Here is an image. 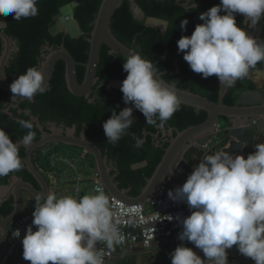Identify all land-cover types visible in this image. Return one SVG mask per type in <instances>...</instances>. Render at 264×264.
Masks as SVG:
<instances>
[{"label": "clouds", "instance_id": "clouds-1", "mask_svg": "<svg viewBox=\"0 0 264 264\" xmlns=\"http://www.w3.org/2000/svg\"><path fill=\"white\" fill-rule=\"evenodd\" d=\"M37 3L0 0V15L14 13L16 21L36 17ZM192 7L197 8L195 0ZM237 13L255 28L264 18V0H220L219 5L199 15L203 23L195 26L190 37L182 36L177 41L178 54L183 53L190 69L205 79L215 75L222 88L234 87L237 80L248 77L250 70L264 61V43L237 26ZM188 23L183 20L181 30L186 31ZM6 26L0 21V28ZM123 71L127 76L120 91L123 102L132 107L123 108L119 114L113 109L102 124L107 141L114 145L132 126L133 109L144 115L147 124L163 128L181 106L174 81L163 82L152 61L137 51L129 52ZM44 80L42 65L29 67L11 83L12 101H31L36 94L45 93L49 85ZM29 112L25 110L26 115ZM18 123L28 132L15 143L0 128V176L22 167L19 148L30 147L35 139L33 120ZM168 197L185 202L191 212L186 218L177 217L182 225L178 239L192 243L206 258L201 259L181 243L170 253L171 264H228L226 250L234 245L255 264H264V143L256 144L247 159L224 150L205 153L183 186L170 190ZM32 215V225L22 240L23 259L31 264H104L97 243L103 241L112 248L121 238L102 185L82 196L77 189L75 197L38 193ZM20 235L19 230L14 231V237Z\"/></svg>", "mask_w": 264, "mask_h": 264}, {"label": "trees", "instance_id": "trees-1", "mask_svg": "<svg viewBox=\"0 0 264 264\" xmlns=\"http://www.w3.org/2000/svg\"><path fill=\"white\" fill-rule=\"evenodd\" d=\"M78 1L75 9L77 21L83 35L78 39H71L61 33L53 37L49 32V26L53 19L60 13L62 7ZM103 0H38V15L31 18H21L16 21L13 14L0 15L6 21L7 26L3 31L17 43L18 52L6 67V75H22L29 67L40 66L46 45L54 50L62 45L69 51L74 59L82 64L77 66L79 82L83 83L86 69L83 66L88 62L90 38L93 24ZM135 4L141 9L146 18H156L169 23L165 32L147 26L145 21L134 17L130 0L116 11L111 22L114 36L125 46L137 51L144 59L152 61L157 73L163 74V79L168 83H175L181 90L190 91L201 95L214 103H218L220 95V82L213 75L207 79L202 74L194 73L186 61L183 53L178 54L177 41L182 36H191L195 26L203 23L198 19L199 15L211 7L219 5L220 0H195L197 8L192 7L194 0H135ZM225 13H221L223 15ZM238 14V13H237ZM235 14V15H237ZM187 19L189 23L186 31L181 30L180 24ZM238 27L245 31H259L258 42L264 43V18L255 28H251L250 22L244 21V17H236ZM3 41L0 39V56L3 52ZM126 60L119 56L109 54V49L103 46L101 59L98 66V83L93 88L90 98L76 97L68 90L66 84V68L63 61L55 68L48 90L38 95L34 101H24L20 104L23 113L10 107L8 95L0 88V128L9 134L13 143L27 134L28 129L22 128L19 120H30L25 110L37 117L46 133H50L48 123L66 128H75L76 136L83 132L95 143L107 157L112 166V176L121 190L128 191L130 197H139L157 166L161 162L165 150L171 140L189 127L203 123L208 113L193 107L181 104L180 110L174 113L163 127L168 133L173 130V136L164 134L162 128L149 125L144 115L133 109V124L126 135L114 145L107 141L102 124L111 117L112 110L117 114L125 107H132L123 102V93L109 86L111 81H123L127 73L123 71V63ZM179 67V74L173 75ZM264 70V61L258 63L254 69ZM257 90V85L248 77L237 80L234 87L228 88L224 97V104L229 107L236 105L239 95L244 91ZM90 99L93 102H90ZM118 106V107H117ZM9 108V112L6 110ZM157 124H159L158 117ZM34 123V122H33ZM36 136L33 141L42 138V132L34 123ZM157 136V137H156ZM159 143V145H157ZM139 145V146H137ZM19 157L22 167L18 171L0 176V187L10 184L15 175L24 182L32 184L36 189L39 185L27 171L24 157L25 149L19 148ZM92 158V157H91ZM145 163L143 167H136ZM14 210V198L10 197L0 205V221L8 217ZM166 264V263H165ZM171 264V262L169 263Z\"/></svg>", "mask_w": 264, "mask_h": 264}, {"label": "water", "instance_id": "water-1", "mask_svg": "<svg viewBox=\"0 0 264 264\" xmlns=\"http://www.w3.org/2000/svg\"><path fill=\"white\" fill-rule=\"evenodd\" d=\"M125 1L127 0L102 1L93 24V30L88 39L90 51L88 62L83 65L86 69L83 83L79 82L77 73V66L82 64L74 59L64 45L57 50L46 45L44 51H46L47 54H43V61L40 63V66L42 65L44 68L45 84L50 86L57 64L63 61L66 68L65 79L68 90L76 97L90 98L93 93V88L99 81L97 72L103 46L109 49L110 55L119 56L125 60L129 52L132 51L131 48L122 44L114 36L111 29L113 16ZM134 1L135 0H130L134 17L143 21L142 18L145 17V15ZM176 1L179 2L180 0ZM78 6L79 2L73 1L61 8L60 13L53 19L49 26V32L53 37L64 33L71 39H78L83 35L82 30L75 20V9ZM66 8H71V17L79 31L78 35L74 36L66 29L56 34L51 31L57 24L56 19L62 18ZM138 13L141 17L137 15ZM236 17L244 16L238 13L235 15V18ZM0 21L6 23L3 18H0ZM145 24L158 29L161 33L165 32L169 25L167 21L156 18H146ZM4 28H0V39L4 44L3 52L0 56V88L9 97V108L14 107L18 109L19 113H23L24 111L20 109V104L29 100L12 101L14 94L10 91V85L17 78L15 76L8 77L6 75L7 65L11 61L13 54L18 52L17 43L3 31ZM254 71L262 72L264 70H250V73ZM179 72V67L176 64V71L173 75H177ZM158 75L163 82L168 83L163 79L162 73H158ZM248 78L251 79V75H249ZM121 84L122 81H111L109 86L120 90ZM227 89L228 88L220 87L219 101L218 103H214L201 95L181 90L175 86V91L181 104L206 111L208 117L203 123L178 132L171 140L169 147L165 150V154L153 175L147 179L146 186L142 190L141 195L136 198L130 197L128 191L121 190L118 187L111 174L112 166L109 164L107 157L104 156L101 149L86 136L85 132L77 137L75 128L70 129L65 127V129H57V126L53 124L48 134L44 131V127L37 117H34L30 113L27 114L42 132V138L32 143L30 147L26 148L21 145L20 148L25 149L24 162L26 169L39 185V189H36L32 184L24 182L15 175L12 177L9 185L0 187V205L10 197L14 198L13 212L0 221V243L4 251V256H8V260L11 259L15 264H26V260L23 259V246L19 245L12 248L7 242L9 226L20 214L24 193H28L35 198L38 193L46 194L49 192L47 181L38 171L32 159L36 151L48 145L60 143L86 151L92 157L96 165L105 191L126 205H144L156 190L160 189L165 194L170 190L174 191L176 188L182 187L190 173H187L183 180H179L178 177L186 173V169L188 168L193 171L205 153L212 154L213 151L224 150L233 156L242 155L247 159L249 154L254 153L257 139L264 140V92H261L259 87L254 91H244L239 95L236 105L229 107L224 104V97ZM38 95L40 94H36L31 101H34ZM90 102H93V100L90 99ZM9 108L6 110V113L9 112ZM222 121L230 130L224 131L221 135H218V125L221 124ZM162 131L165 135L168 134L169 136H173V130H169L168 133H166L165 129L162 128ZM157 145H159V143H157ZM189 160L192 163L191 166ZM140 166H145V163L137 165L136 167ZM7 191L9 192L8 197L6 196L7 194L5 195ZM181 243L180 241L172 240L164 241L160 250L173 252ZM184 246L194 251L190 242H187ZM226 251L227 258L229 256H237V253H239L235 245ZM133 252L145 253L146 251L141 247H137ZM194 252L201 258H204L203 254L196 251Z\"/></svg>", "mask_w": 264, "mask_h": 264}, {"label": "built area", "instance_id": "built-area-1", "mask_svg": "<svg viewBox=\"0 0 264 264\" xmlns=\"http://www.w3.org/2000/svg\"><path fill=\"white\" fill-rule=\"evenodd\" d=\"M228 130L230 128L221 123L217 134ZM70 147L60 143L48 145L33 154V163L47 181L49 192L75 197L78 189L81 196L91 194L98 185L103 186L96 165L86 151ZM109 198L113 221L121 238L112 248H108L106 242L97 243L103 253L104 264L111 263L115 249L133 251L141 247L149 252L162 248L164 241H180L178 234L182 225L177 217L183 219L191 214L185 202H174L169 199L168 192L164 194L160 189L144 205H126L111 195ZM34 205L35 198L25 193L20 214L9 226L7 242L12 248L22 245L26 229L32 225ZM16 230L21 233L19 238L13 236ZM182 243L185 245L187 241ZM0 264H8V256L0 254Z\"/></svg>", "mask_w": 264, "mask_h": 264}, {"label": "crops", "instance_id": "crops-1", "mask_svg": "<svg viewBox=\"0 0 264 264\" xmlns=\"http://www.w3.org/2000/svg\"><path fill=\"white\" fill-rule=\"evenodd\" d=\"M251 73H253V72H251ZM251 73H250L251 80L257 85V87H259L260 91L262 92L263 85H264V82H263L264 71H262V73H261L262 75H260V76L252 75ZM222 124L224 125L225 123L222 121ZM258 143H264V140L263 139H257L255 145ZM189 163L191 166L192 163L190 160H189ZM140 167H143V166H140ZM187 173H190V174L192 173L190 168L186 169V173H183L181 177L180 176L178 177V179L183 180L184 176ZM8 193L9 192L7 191L5 193V195ZM190 245L194 249V251L199 252V253L202 252V250L196 248L192 243H190ZM158 251H162V250L154 249V250H151V251L145 252V253H134L133 251H124V250H120V249H115V251H114L115 256H114V258L110 264H144L143 258L145 256H148V258L151 259V257H153L155 254L159 253ZM0 254L4 256V251H3L1 243H0ZM202 254H203V252H202ZM201 259H206V258L204 257ZM8 264H15V263L12 262V260L10 259V260H8ZM26 264H31V262L26 261ZM228 264H255V261H253L251 258H247V257L241 255L240 253H237V256H229L228 257Z\"/></svg>", "mask_w": 264, "mask_h": 264}, {"label": "bare ground", "instance_id": "bare-ground-1", "mask_svg": "<svg viewBox=\"0 0 264 264\" xmlns=\"http://www.w3.org/2000/svg\"><path fill=\"white\" fill-rule=\"evenodd\" d=\"M57 24L56 26H54L52 28V33L56 34L58 32H60L63 29H66L70 34L72 35H78L79 31L75 25V23L73 22V19L71 17V8H66L64 10V15L62 16V18H58L56 19ZM262 72H253L251 73L252 75H256V76H260Z\"/></svg>", "mask_w": 264, "mask_h": 264}, {"label": "flooded vegetation", "instance_id": "flooded-vegetation-1", "mask_svg": "<svg viewBox=\"0 0 264 264\" xmlns=\"http://www.w3.org/2000/svg\"><path fill=\"white\" fill-rule=\"evenodd\" d=\"M11 104H12V102H11ZM9 105H10V101H9ZM53 124H55V123H48V128L51 129ZM57 129H65V126L64 125L57 126ZM6 196L8 197L9 195L7 194ZM158 252L159 253L155 254L153 257H151V259H149L148 256H145L143 258L144 264L150 263V262H151V264H165V263L169 264L171 262L170 253H172V252H170V251H158Z\"/></svg>", "mask_w": 264, "mask_h": 264}, {"label": "rangeland", "instance_id": "rangeland-1", "mask_svg": "<svg viewBox=\"0 0 264 264\" xmlns=\"http://www.w3.org/2000/svg\"><path fill=\"white\" fill-rule=\"evenodd\" d=\"M139 17H141V15L138 13L137 14ZM145 17H143L142 18V20L143 21H145ZM246 32H248L252 37H254L257 41H258V36H259V31L258 30H254V31H246ZM263 78H264V75H263ZM263 82H264V79H263ZM262 92H264V85H263V89H262ZM53 127V126H52ZM69 148V147H68ZM70 148H72V149H74V150H77V148H74V147H70ZM24 196H25V193H24ZM201 252V251H200ZM201 254H202V252H201ZM146 264H151V262L150 263H146Z\"/></svg>", "mask_w": 264, "mask_h": 264}]
</instances>
